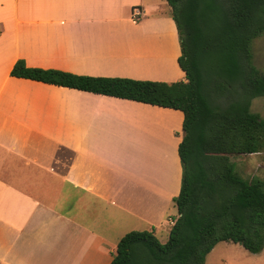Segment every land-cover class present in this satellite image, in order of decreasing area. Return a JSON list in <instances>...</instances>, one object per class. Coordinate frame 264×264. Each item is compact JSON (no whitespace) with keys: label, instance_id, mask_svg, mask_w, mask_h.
<instances>
[{"label":"crops","instance_id":"crops-1","mask_svg":"<svg viewBox=\"0 0 264 264\" xmlns=\"http://www.w3.org/2000/svg\"><path fill=\"white\" fill-rule=\"evenodd\" d=\"M179 56L166 0H0V264H109L130 231L169 236L181 180L180 111L13 65L171 84Z\"/></svg>","mask_w":264,"mask_h":264},{"label":"trees","instance_id":"trees-1","mask_svg":"<svg viewBox=\"0 0 264 264\" xmlns=\"http://www.w3.org/2000/svg\"><path fill=\"white\" fill-rule=\"evenodd\" d=\"M180 42L186 82L94 78L27 68L12 77L178 110V217L160 243L150 231H130L109 264H204L220 242L251 254L264 247V181L237 176L231 155L264 153V118L251 102L264 97V72L252 43L264 34V0H166Z\"/></svg>","mask_w":264,"mask_h":264},{"label":"rangeland","instance_id":"rangeland-1","mask_svg":"<svg viewBox=\"0 0 264 264\" xmlns=\"http://www.w3.org/2000/svg\"><path fill=\"white\" fill-rule=\"evenodd\" d=\"M253 62L257 69L264 72V34L252 43ZM251 112L264 118V97L255 98L251 102ZM234 173L243 178H258L264 181V153L253 155H231ZM168 228L161 230L156 236L160 243L168 238ZM264 249V247H263ZM207 257V256H206ZM206 264H264V251L251 254L238 244L220 242L208 255Z\"/></svg>","mask_w":264,"mask_h":264},{"label":"built area","instance_id":"built-area-1","mask_svg":"<svg viewBox=\"0 0 264 264\" xmlns=\"http://www.w3.org/2000/svg\"><path fill=\"white\" fill-rule=\"evenodd\" d=\"M143 17V12L139 7L132 9L131 19L133 22H138Z\"/></svg>","mask_w":264,"mask_h":264}]
</instances>
